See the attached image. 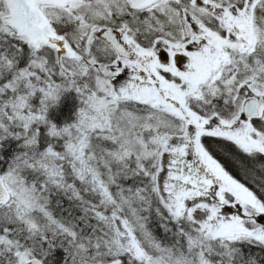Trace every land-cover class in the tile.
I'll return each instance as SVG.
<instances>
[{
  "label": "snow or ice",
  "instance_id": "6c2138e0",
  "mask_svg": "<svg viewBox=\"0 0 264 264\" xmlns=\"http://www.w3.org/2000/svg\"><path fill=\"white\" fill-rule=\"evenodd\" d=\"M0 264H264V0H0Z\"/></svg>",
  "mask_w": 264,
  "mask_h": 264
}]
</instances>
